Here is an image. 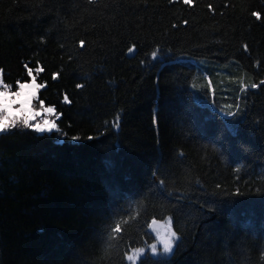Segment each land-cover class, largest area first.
<instances>
[{"label":"trees","instance_id":"trees-1","mask_svg":"<svg viewBox=\"0 0 264 264\" xmlns=\"http://www.w3.org/2000/svg\"><path fill=\"white\" fill-rule=\"evenodd\" d=\"M253 11L264 16V0H0L6 82L39 61L40 98L63 114L60 132L0 135V264H127L166 218L180 239L142 264H264V19ZM237 102L241 115H223Z\"/></svg>","mask_w":264,"mask_h":264},{"label":"snow or ice","instance_id":"snow-or-ice-1","mask_svg":"<svg viewBox=\"0 0 264 264\" xmlns=\"http://www.w3.org/2000/svg\"><path fill=\"white\" fill-rule=\"evenodd\" d=\"M89 2L91 3L92 0H89ZM172 2H174V0H170V3ZM183 3L185 5L193 6V0H183ZM225 7H227V5H225ZM208 8L214 11L211 4L208 5ZM251 15L255 17L257 21L264 19V16H262L261 12L258 11H253ZM183 23L187 25L188 21L184 20ZM172 27L176 28L177 25L173 24ZM84 45V40H80V47L84 48ZM134 50L135 45L128 48L129 53H133ZM244 50L248 51V45H244ZM163 51L164 50L161 48H157L155 51H153L151 53L153 60L157 59L158 53H163ZM23 67L27 71V78L24 80L16 79L14 85L12 83L6 82L5 69L0 67V135L14 134L11 132V130L18 128L19 126H22L23 129L31 130L32 133L36 134L60 132L61 130L58 127L57 122L60 120L63 114L58 113L57 108L54 105H46L44 99H41L39 95L42 89H46V84L37 82V75L42 73L44 69L39 65V61H37V67L35 69L29 67L28 63H25ZM34 72L36 73L35 75ZM58 76L59 73H53L52 79L55 80L58 78ZM259 84L264 85V80H261ZM77 87L82 88L83 85L77 84ZM257 87L258 85L256 83L251 85V88L253 89ZM13 88H15V91ZM34 101H38L39 107L33 103ZM63 102L71 103L66 94L64 95ZM229 107H231V105ZM235 108V111H228L223 113V115L232 118L238 117L242 113V109L238 102L235 104ZM116 127H119V118H117ZM72 139L76 141L81 138L79 136H73ZM88 139L91 140L94 139V137H88ZM57 142H59V140ZM237 171H239V169H237ZM164 183L165 181L163 179L159 181L160 185H164ZM216 187L220 188L221 185L217 184ZM235 194L239 195L240 190L237 189ZM117 211L123 213L124 209L120 208L118 210L114 209L110 211L108 214H106V219L111 221L117 215ZM156 223V220L153 219L149 227L156 232L157 239H159L163 245V252L172 253L173 242L178 241L180 237L177 235L176 231L171 230L166 231L163 235H161L160 230L156 228ZM110 232L122 234L123 229L121 228L120 224H115V226L110 229ZM100 238H104L103 232L100 233ZM150 251L155 257L157 255V244H151ZM135 252L143 254L145 249L139 248L136 249ZM124 257L127 261L140 259L142 264V256H134L125 252Z\"/></svg>","mask_w":264,"mask_h":264},{"label":"rangeland","instance_id":"rangeland-1","mask_svg":"<svg viewBox=\"0 0 264 264\" xmlns=\"http://www.w3.org/2000/svg\"><path fill=\"white\" fill-rule=\"evenodd\" d=\"M127 53L128 54H131V53H129L128 51H127ZM15 91V90H14ZM37 107H39V104H38V101H34L33 102ZM18 128H22V126H19ZM57 133V132H56ZM57 139L58 140H61L62 139V134H57ZM152 222V221H151ZM151 222L149 223V225L151 224ZM156 228L157 229H159L160 230V232H161V235H163L166 231H169V230H171V226H170V221H169V219H163V220H156ZM149 229L153 232V234H154V240H153V242H151L150 244H145L144 246H142V247H140V248H142V249H145V252L143 253V254H139V253H136L135 252V250L136 249H139V248H134V249H131V250H129L127 253L128 254H130V255H134V256H141V255H144L146 252L147 253H150V254H152L151 253V251H150V245L151 244H153V243H155V244H157V255H163V254H168V253H164L163 252V245H162V243L160 242V240L159 239H157V237H156V232L152 229V228H150L149 227ZM172 231V230H171ZM174 244H175V241L173 242V246H174ZM138 259H134L133 261H127V264H135L136 263V261H137Z\"/></svg>","mask_w":264,"mask_h":264}]
</instances>
